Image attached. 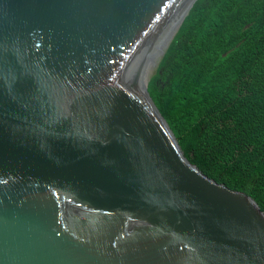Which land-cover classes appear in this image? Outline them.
Instances as JSON below:
<instances>
[{
  "label": "water",
  "instance_id": "water-1",
  "mask_svg": "<svg viewBox=\"0 0 264 264\" xmlns=\"http://www.w3.org/2000/svg\"><path fill=\"white\" fill-rule=\"evenodd\" d=\"M195 2L0 0V264H264L147 89Z\"/></svg>",
  "mask_w": 264,
  "mask_h": 264
},
{
  "label": "trees",
  "instance_id": "trees-1",
  "mask_svg": "<svg viewBox=\"0 0 264 264\" xmlns=\"http://www.w3.org/2000/svg\"><path fill=\"white\" fill-rule=\"evenodd\" d=\"M147 89L184 156L264 213V0H196Z\"/></svg>",
  "mask_w": 264,
  "mask_h": 264
},
{
  "label": "bare ground",
  "instance_id": "bare-ground-1",
  "mask_svg": "<svg viewBox=\"0 0 264 264\" xmlns=\"http://www.w3.org/2000/svg\"><path fill=\"white\" fill-rule=\"evenodd\" d=\"M157 61H158V60H157ZM151 73H152V71H151ZM151 73H150L149 77L151 76ZM149 77L147 78V80H146V81H148V80H149Z\"/></svg>",
  "mask_w": 264,
  "mask_h": 264
},
{
  "label": "rangeland",
  "instance_id": "rangeland-1",
  "mask_svg": "<svg viewBox=\"0 0 264 264\" xmlns=\"http://www.w3.org/2000/svg\"><path fill=\"white\" fill-rule=\"evenodd\" d=\"M155 70H156V69H155ZM155 70L153 71V73L155 72ZM153 73H152V74H153ZM151 76H152V75H151ZM150 78H151V77H150Z\"/></svg>",
  "mask_w": 264,
  "mask_h": 264
}]
</instances>
